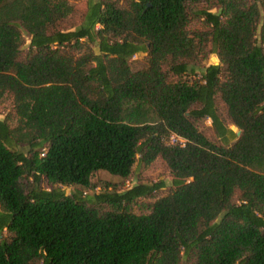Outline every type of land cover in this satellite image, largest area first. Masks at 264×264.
I'll return each instance as SVG.
<instances>
[{
	"label": "trees",
	"instance_id": "1",
	"mask_svg": "<svg viewBox=\"0 0 264 264\" xmlns=\"http://www.w3.org/2000/svg\"><path fill=\"white\" fill-rule=\"evenodd\" d=\"M74 1L0 0V264H264V0Z\"/></svg>",
	"mask_w": 264,
	"mask_h": 264
},
{
	"label": "rangeland",
	"instance_id": "2",
	"mask_svg": "<svg viewBox=\"0 0 264 264\" xmlns=\"http://www.w3.org/2000/svg\"><path fill=\"white\" fill-rule=\"evenodd\" d=\"M85 0H75L74 4L79 10L84 9ZM25 46L29 43V38L24 36ZM145 54H139L132 59L131 66L133 69H140L145 65ZM218 62L215 54H210L205 61L202 62L203 66H208L209 64H215ZM4 109H7V105H0V120L4 118ZM230 129L234 132H238V130L231 125H228ZM211 129V124L209 120H206L203 129L204 130ZM165 184V188L158 191L155 194V197H161L167 189L171 187L172 177L168 174V172L163 167L160 161H156L151 164L149 167H134L132 175L129 179H122L116 176H112L104 171L97 172L91 177V184L94 185V194H98L106 190V192H111L113 189H117L116 192H122L126 189L131 188L134 185L138 184H157V183ZM80 189L76 186L73 187H62V190L69 194L73 190ZM83 194L86 196H91L93 193L90 190H82ZM137 212V211H136Z\"/></svg>",
	"mask_w": 264,
	"mask_h": 264
},
{
	"label": "built area",
	"instance_id": "3",
	"mask_svg": "<svg viewBox=\"0 0 264 264\" xmlns=\"http://www.w3.org/2000/svg\"><path fill=\"white\" fill-rule=\"evenodd\" d=\"M168 144L169 145L183 146L184 141L181 138H179V137H177L175 135H172V136H170V138L168 140Z\"/></svg>",
	"mask_w": 264,
	"mask_h": 264
},
{
	"label": "water",
	"instance_id": "4",
	"mask_svg": "<svg viewBox=\"0 0 264 264\" xmlns=\"http://www.w3.org/2000/svg\"><path fill=\"white\" fill-rule=\"evenodd\" d=\"M237 136H239V132H237Z\"/></svg>",
	"mask_w": 264,
	"mask_h": 264
}]
</instances>
